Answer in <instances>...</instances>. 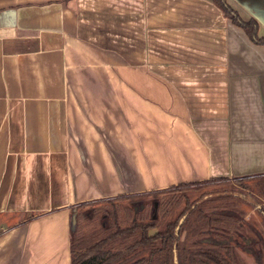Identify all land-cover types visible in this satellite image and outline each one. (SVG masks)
Returning <instances> with one entry per match:
<instances>
[{"label":"crops","instance_id":"obj_1","mask_svg":"<svg viewBox=\"0 0 264 264\" xmlns=\"http://www.w3.org/2000/svg\"><path fill=\"white\" fill-rule=\"evenodd\" d=\"M223 178L264 204V43L219 3L0 0V264H70L78 203Z\"/></svg>","mask_w":264,"mask_h":264},{"label":"trees","instance_id":"obj_2","mask_svg":"<svg viewBox=\"0 0 264 264\" xmlns=\"http://www.w3.org/2000/svg\"><path fill=\"white\" fill-rule=\"evenodd\" d=\"M215 1L249 38L264 43V37H257L254 19L245 21L225 0ZM195 184L201 182L72 206L70 264H246L236 246L224 241V233L240 230L244 212L235 211L234 199L240 196L232 192L229 202L223 200L229 196L224 191H215L207 193L209 198L201 193L189 201L185 190ZM157 194L161 195L157 207L135 209L120 203ZM218 197L222 199L217 201Z\"/></svg>","mask_w":264,"mask_h":264},{"label":"rangeland","instance_id":"obj_3","mask_svg":"<svg viewBox=\"0 0 264 264\" xmlns=\"http://www.w3.org/2000/svg\"><path fill=\"white\" fill-rule=\"evenodd\" d=\"M261 190L260 185L250 180L246 182V180L242 181V179L223 178L191 185L186 188L185 193L189 197V201H191L197 199L201 193L205 196L207 193L224 191L223 194L229 196L223 200H228L229 202H233L232 192L238 194L240 196L239 198L234 196L236 204L238 205L235 211H243L244 218L241 221L239 231L224 233V241L236 246L246 264H264V219L260 217L257 208H255L256 205L264 206L260 196ZM208 196L206 198H209ZM217 199V201H220L222 198L218 197ZM160 200L161 195L157 194L144 195L129 201L123 200L120 203L122 205L131 204L135 209H144L145 207H150L151 204L157 207ZM213 202L215 201L213 200ZM175 214H177V211ZM249 220L253 221L254 224H249ZM153 231L151 230V232ZM209 235L211 234L209 233ZM208 240V237H206L204 242H208Z\"/></svg>","mask_w":264,"mask_h":264}]
</instances>
